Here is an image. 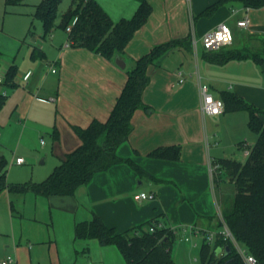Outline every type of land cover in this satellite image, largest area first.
Returning a JSON list of instances; mask_svg holds the SVG:
<instances>
[{
    "label": "crops",
    "instance_id": "0c3cea01",
    "mask_svg": "<svg viewBox=\"0 0 264 264\" xmlns=\"http://www.w3.org/2000/svg\"><path fill=\"white\" fill-rule=\"evenodd\" d=\"M97 1L118 21L130 18L144 0ZM148 1L152 10L147 21L129 41L125 54L119 55L125 61L124 68L116 63V57L109 59L85 47L66 46L68 33L58 25L60 30L38 33L31 48L14 63L15 87L3 84L9 68H0L4 88L0 93L7 94L0 110V136L11 129L19 140L43 133L50 137L48 143L41 140L45 145L42 154L43 163L50 157L54 159L53 167L40 169L37 179H30L41 181L80 144L75 126L86 127L93 119L108 118L126 83L127 70L136 59L173 39H186L189 45L173 48L150 67V79L142 96L149 107L135 112L129 138L118 148L120 156L132 158L145 173L120 163L96 173L73 195L46 197L31 191L16 192L36 195V203L49 206L51 214L38 217L35 212L33 217H23L37 224L21 231L12 228L9 238H2L6 231L1 229L0 263L11 255L15 260L9 264H74L75 254L97 250V256H86L85 264H127L118 246L103 245L97 238L75 237V224L90 220L94 214L118 231L151 219L174 233L184 230L186 236V227H190L203 239L204 233L220 231L219 214L232 203L236 187L227 184L233 182L223 170L215 181L211 164L219 158L236 159L231 149L235 143L241 148L249 136V111L204 115L200 109V84L207 83L218 97L225 92L239 94L263 110L264 123V6L249 8L232 2L205 14L204 10L218 0ZM247 16L249 26L240 27L238 21ZM220 23L228 24L234 35L226 49L238 50L246 57L217 63L204 49L201 54L194 51L193 38L201 39ZM180 72L183 82L179 81ZM160 146H179V158L151 156ZM142 192L154 197L136 199L135 195ZM14 208L11 199L12 217ZM42 248L48 254L45 260Z\"/></svg>",
    "mask_w": 264,
    "mask_h": 264
},
{
    "label": "trees",
    "instance_id": "16d2710c",
    "mask_svg": "<svg viewBox=\"0 0 264 264\" xmlns=\"http://www.w3.org/2000/svg\"><path fill=\"white\" fill-rule=\"evenodd\" d=\"M23 1L6 0V3L19 4ZM62 1L40 0L35 5L33 15L42 20L45 34L57 25L66 30L67 25L77 17L72 30L67 31L70 45L88 48L109 59L125 54L127 44L145 24L152 10L150 2L144 0L130 18L115 21L97 0H71L60 22L56 24ZM232 2H239L249 8L264 6V0H218L203 13H212L220 5ZM180 46H189L186 39H173L158 44L136 59L134 65L127 70L126 83L108 118L105 121L93 119L86 127L75 126L80 144L68 152L43 180L7 184L5 164L0 160V191L8 188L14 192L31 191L46 197L73 195L79 186L90 183L96 173L120 163L131 165L139 174L145 173L132 158L120 156L118 148L129 138L135 112L149 107L144 103L142 96L150 79V67L157 64L170 50ZM204 51L211 61L217 63L246 57L245 53L226 49V46ZM15 74L16 66L13 64L5 74L3 84L9 88L15 87ZM221 98L225 102L224 111L248 110V126L257 134L256 142L251 146V153L244 161L231 158L216 160L220 164L219 171L223 170L236 187L234 199L224 211L223 217L246 252L255 256L258 264H264L263 110L234 92H225ZM6 99L7 94L0 93V110ZM241 144L244 145V142ZM150 154L158 158L178 159L180 147L160 146ZM217 176L215 181L220 178V175L219 178ZM154 222L158 220L151 219L131 229L118 231L106 224L99 215L94 214L90 220L77 222L74 232L76 238H97L103 245L118 246L127 264H176L171 254L175 233L165 226H155L154 231H150L149 226ZM200 258L203 264H246L235 245L224 239L220 233L212 243L204 237L200 246Z\"/></svg>",
    "mask_w": 264,
    "mask_h": 264
},
{
    "label": "rangeland",
    "instance_id": "374dc122",
    "mask_svg": "<svg viewBox=\"0 0 264 264\" xmlns=\"http://www.w3.org/2000/svg\"><path fill=\"white\" fill-rule=\"evenodd\" d=\"M39 1L40 0H24L19 4H7L6 0H0V68L3 66L9 68L12 64L16 63L19 57L24 54L25 50L31 48V41L38 33L45 35L42 20L39 17H34L33 15L35 5ZM70 3L71 0H63L60 3L58 10L59 16L56 20L57 22L60 21L61 13L69 7ZM52 30L55 32L56 30H60V28L54 26ZM197 40L198 43L196 53L201 54L203 49L202 40ZM191 44L194 49L193 42ZM2 88L3 87L0 84V89ZM0 132L2 133L1 125ZM256 135V133L250 130L249 136L247 140L244 141V145L240 146L241 148H238L235 143L231 149L233 153L232 157L239 161H244L246 159L244 156V149L252 148L250 144L256 141ZM42 139L47 143L50 142V137L47 133H43L37 138L36 136H31L29 139L19 140L18 134L14 130L9 129L4 137L0 136V160H2L5 164V180L7 184L37 179L36 177L38 176L40 169H49L53 167L52 165L54 163V159L52 157L48 158V160L43 163L44 155L42 154V148H44L45 145L41 143ZM17 156L24 157L25 162L22 165H18L16 163ZM219 173L220 171L218 170L216 175ZM224 176L225 174L221 175L222 178ZM226 176L228 175L226 174ZM228 179H230L229 176ZM227 184H230L229 186L231 188L235 186L234 183L232 184L227 182ZM11 199H13L15 207L13 209L15 214L13 217ZM36 204V195H32V193L25 195V193L21 194L11 192L8 188L2 189L0 191V231H2L1 229H5L6 231V233L2 235V238H9L13 233L12 228L21 231L22 229L26 230V227L28 228V226H34L37 224L32 219L23 217H33L35 212H38V217L51 214V208L49 206L46 205L45 208V205L43 207L37 204L38 206L35 207ZM20 213H23L24 216H19ZM11 220H15L16 222L12 224ZM42 225L44 224L42 223ZM219 227L221 226L219 225ZM41 228H46V226H41ZM186 228V234L190 237V241L184 239L186 236L184 230L183 232H176L171 243V254L176 264H191V262H195V258H197L195 263L199 264L201 262L200 246L203 241V237L199 233H193L190 227ZM195 242L197 243L195 244ZM0 246H3L1 241ZM42 251L43 253H41V257L45 260L48 258V254L45 253V248H42L41 252ZM98 254L97 250L94 252L89 250L86 253L79 252L75 254L76 258L73 262L74 264H85L86 256H97Z\"/></svg>",
    "mask_w": 264,
    "mask_h": 264
},
{
    "label": "built area",
    "instance_id": "2783aa9c",
    "mask_svg": "<svg viewBox=\"0 0 264 264\" xmlns=\"http://www.w3.org/2000/svg\"><path fill=\"white\" fill-rule=\"evenodd\" d=\"M76 20H77V17L73 18V20L67 25L66 31L70 32L72 30V27L76 23ZM249 24H250V19L248 16L238 21V25L240 27L247 28ZM233 39H234L233 31L230 28V26L226 23H220L217 27L206 31L202 35V38H201L203 49L207 51L217 50L223 46H227L233 42ZM70 43H71L70 39H68L66 46H70ZM197 43H198V40L196 38H193V46H194L195 52H197ZM53 71H55V69H53ZM1 80H2V76L0 74V81ZM179 81L180 82L184 81L182 72L179 73ZM200 94H201L200 109L204 115L206 114L219 115L222 112H224L225 110L224 100L221 97L214 95L210 91V86L207 83L200 84ZM42 142H44L43 139H42ZM250 153H251L250 148L244 149L245 158H247L250 155ZM24 162H25L24 157L18 156L16 158V163L18 165H22ZM219 169H220V164L215 161H212L211 171L213 172V174L216 175ZM152 197H154V194H147L145 192L135 195L136 199H146V198H152ZM219 222L221 223L220 231L218 232L209 231L207 233H204L207 241L212 243L215 240L216 235L220 233L224 237V239L230 240L235 245V247L237 248V250L243 257L246 264H258L255 256L246 252V250L242 247V245L235 238L234 234L232 233V231L226 224L222 213L219 214ZM155 226L162 227L163 224L159 221L154 222L153 224L149 226V230L154 231ZM185 240L190 241V237L185 236ZM14 260L15 258L9 255L3 261H1L0 264H9L10 262H13ZM196 261H197V258H195V262ZM195 262H191V264H196ZM89 264H94V263H89ZM199 264H203V263L200 262Z\"/></svg>",
    "mask_w": 264,
    "mask_h": 264
},
{
    "label": "water",
    "instance_id": "95a60500",
    "mask_svg": "<svg viewBox=\"0 0 264 264\" xmlns=\"http://www.w3.org/2000/svg\"><path fill=\"white\" fill-rule=\"evenodd\" d=\"M116 63L120 66V67H125V61L123 60V58H121L119 55L116 56L115 58ZM228 249L230 248L229 246L227 247Z\"/></svg>",
    "mask_w": 264,
    "mask_h": 264
}]
</instances>
